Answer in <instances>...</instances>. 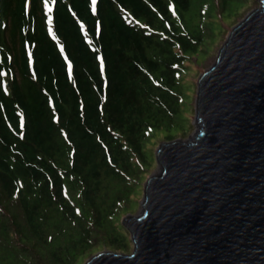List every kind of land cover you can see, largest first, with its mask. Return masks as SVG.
I'll list each match as a JSON object with an SVG mask.
<instances>
[{
  "label": "trees",
  "instance_id": "trees-1",
  "mask_svg": "<svg viewBox=\"0 0 264 264\" xmlns=\"http://www.w3.org/2000/svg\"><path fill=\"white\" fill-rule=\"evenodd\" d=\"M28 1L0 0V264L127 252L145 145L186 121L227 0Z\"/></svg>",
  "mask_w": 264,
  "mask_h": 264
},
{
  "label": "water",
  "instance_id": "water-1",
  "mask_svg": "<svg viewBox=\"0 0 264 264\" xmlns=\"http://www.w3.org/2000/svg\"><path fill=\"white\" fill-rule=\"evenodd\" d=\"M197 80L194 131L159 144L128 254L83 264H264V0Z\"/></svg>",
  "mask_w": 264,
  "mask_h": 264
},
{
  "label": "rangeland",
  "instance_id": "rangeland-1",
  "mask_svg": "<svg viewBox=\"0 0 264 264\" xmlns=\"http://www.w3.org/2000/svg\"><path fill=\"white\" fill-rule=\"evenodd\" d=\"M214 6V5H213ZM225 8H223L222 13L220 14L219 18L217 17L216 12L210 13V21L211 24L213 25L214 23L218 22V25L221 26V28H216L214 30V34H217V40L214 42V44L209 45L210 49L208 50V54L205 56V58L200 55L197 62L195 59H193L195 64L190 65L191 72L187 76V79L183 81L182 84V93L184 97V101L182 104V116L186 118L185 122H182V128H178L177 131L174 133V137L177 139H187L191 134L193 133V100L195 98V92H196V81L198 77L206 70H208L211 65L214 62V58L222 45V42L224 41L225 37L227 36V30L230 29L231 27H234L239 21L243 19V17L249 13L251 10L257 8V3L254 0H247L242 3H238L237 1H229L225 2L224 5ZM217 21V22H216ZM224 24H223V23ZM154 137L149 139L145 145V152L147 154V158L149 159L148 165H147V170L148 172L146 173L145 179L142 181L140 184L141 190L142 186L145 183L146 179L156 171V162L154 159V152L157 150V147L161 142L166 141L163 139V135L159 133L158 131L154 133ZM142 192L140 191L137 193L134 197V200L131 204H128L125 206L124 209L121 210L120 214V222L122 218H126L129 215H135L138 211V205L141 200ZM127 252H118V253H124L127 254L131 251L132 246L131 244L127 246ZM104 250V249H102ZM100 250V251H102ZM106 250V249H105ZM99 252V251H97ZM95 254V253H94ZM93 254V255H94ZM88 257V256H87ZM83 259L82 263L83 264L88 258Z\"/></svg>",
  "mask_w": 264,
  "mask_h": 264
},
{
  "label": "snow or ice",
  "instance_id": "snow-or-ice-1",
  "mask_svg": "<svg viewBox=\"0 0 264 264\" xmlns=\"http://www.w3.org/2000/svg\"><path fill=\"white\" fill-rule=\"evenodd\" d=\"M94 2H95V0H94Z\"/></svg>",
  "mask_w": 264,
  "mask_h": 264
}]
</instances>
